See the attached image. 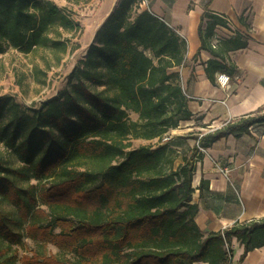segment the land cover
I'll return each mask as SVG.
<instances>
[{
	"label": "trees",
	"instance_id": "1",
	"mask_svg": "<svg viewBox=\"0 0 264 264\" xmlns=\"http://www.w3.org/2000/svg\"><path fill=\"white\" fill-rule=\"evenodd\" d=\"M143 1L119 3L70 73L69 86L39 111L30 114L0 97V141L19 163L0 157V203H13L19 215L9 219L0 204V264H16L5 257L11 245L4 240L20 241L12 225L27 221L37 198L47 208L49 224L31 220L27 234L51 239L77 258L33 254L22 257L24 264H231L226 245L234 238L244 246L240 261L261 247L256 238L264 237V221L204 238L194 222L198 210L191 180L201 154L193 147L177 164L173 139L164 142L171 129L192 117L173 71L183 66L186 41L142 9ZM201 20L200 49L218 57L215 48L222 40L213 45L215 30L227 20L215 14ZM77 28L52 1L0 0V54L9 48L30 53L56 47L61 59L67 40L51 34ZM239 40L227 41L229 47H245ZM207 64L212 82L211 70L221 68L214 60ZM263 123L264 113L229 122L202 136L199 147ZM156 139L157 146L131 147L132 141ZM20 180L27 185L34 180L41 190L35 195L34 186L23 188ZM55 227L60 231L54 235Z\"/></svg>",
	"mask_w": 264,
	"mask_h": 264
},
{
	"label": "crops",
	"instance_id": "2",
	"mask_svg": "<svg viewBox=\"0 0 264 264\" xmlns=\"http://www.w3.org/2000/svg\"><path fill=\"white\" fill-rule=\"evenodd\" d=\"M146 7L186 41L183 66L173 71L179 75L192 117L171 129L164 139L167 142L183 137L181 144L172 143L179 164L187 153L190 156L193 147H199L202 136L229 122L264 113V0H146ZM113 9H103L92 38ZM210 14L228 20L225 27L215 30L222 40L215 48L218 57L200 49L199 25L202 17ZM206 27L204 20L202 29ZM236 37L239 43H246L240 50H233L227 42ZM213 60L221 69L211 70V82L206 68ZM218 75L230 78L227 89L220 87ZM156 141L139 140L143 145ZM183 147H187L184 155ZM201 148L204 152L198 150L201 155L195 158L191 181L192 203L198 210L194 222L203 238L236 224L264 221V138L244 132ZM216 163L228 170V179ZM256 244L261 247L249 251L240 261L244 246L234 238L232 264H264V237L256 238Z\"/></svg>",
	"mask_w": 264,
	"mask_h": 264
},
{
	"label": "rangeland",
	"instance_id": "3",
	"mask_svg": "<svg viewBox=\"0 0 264 264\" xmlns=\"http://www.w3.org/2000/svg\"><path fill=\"white\" fill-rule=\"evenodd\" d=\"M58 9L68 14L70 19L78 25L75 32H61L60 35L51 34L55 39L67 40L66 54L60 59L59 54L52 49H37L30 53H22L20 50L9 48L5 53L0 54V97L10 98L17 104L19 110H26L28 113L39 111L41 105L56 98L58 93L69 86L70 73L77 67L81 59L86 56V50L92 43L95 27L98 25L100 14L103 9L113 10L122 0H49ZM147 9L143 2L140 6ZM133 120V119H132ZM8 120L2 123L8 125ZM182 139L174 137L172 143L181 144ZM144 142L132 141V148H138ZM156 142H149L145 145L157 146ZM187 147H183V155L186 154ZM188 156V153H187ZM0 157L9 161L8 163L19 165L12 149H7L4 142L0 141ZM23 188L33 185L35 195L41 190L40 184L36 181H29V185L23 180L17 182ZM44 183H41V185ZM50 186V185H48ZM37 206L27 221L21 227L15 226L14 229L20 234V241L4 240V244L11 245L5 257L16 264H24L22 257H30L33 254L40 256H58L61 259L75 260L76 254L70 253L67 247H59L52 243L51 239H38L37 235L29 236L26 232V225L31 220H36L39 224L48 225L49 217L47 208L40 204ZM1 206L7 212L9 219L18 218L17 209L13 203L2 202ZM44 210V213L41 211ZM60 228L55 227L53 234H57Z\"/></svg>",
	"mask_w": 264,
	"mask_h": 264
},
{
	"label": "built area",
	"instance_id": "4",
	"mask_svg": "<svg viewBox=\"0 0 264 264\" xmlns=\"http://www.w3.org/2000/svg\"><path fill=\"white\" fill-rule=\"evenodd\" d=\"M145 4H146V0L143 1ZM227 20V19H226ZM228 22V20H227ZM219 40L218 37H216L215 41H213V45L216 44V41ZM217 80H218V83L220 85L221 88L223 89H227L228 86H229V81H230V78L225 76V75H218L217 76ZM248 133L250 135H252L253 137L255 138H264V123L263 124H260L258 126H252L248 129ZM198 150L199 151H202L204 152V150L200 147H198ZM217 165V168L219 170V172L225 177L228 179V170L226 168H223L222 166H220L218 163H216ZM231 249V245H226V250H230ZM231 264H232V258L230 259L229 261Z\"/></svg>",
	"mask_w": 264,
	"mask_h": 264
}]
</instances>
